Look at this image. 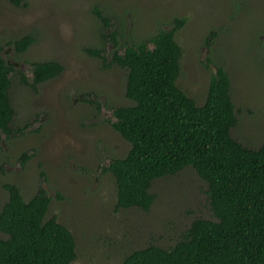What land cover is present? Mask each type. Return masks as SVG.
<instances>
[{
    "label": "rangeland",
    "instance_id": "374dc122",
    "mask_svg": "<svg viewBox=\"0 0 264 264\" xmlns=\"http://www.w3.org/2000/svg\"><path fill=\"white\" fill-rule=\"evenodd\" d=\"M0 0L2 56L31 76L28 62L57 60L64 69L36 91L14 82L10 97L14 137L0 136V210L5 183L29 198L38 186L52 197L45 218L56 216L72 232L77 257L71 264H120L127 253L149 244L169 247L195 217H212L206 183L188 167L157 178L149 210H115V183L101 167L130 145L104 121L105 107L129 105L125 70L89 55L108 52L115 30L121 45L155 34L173 17L185 23L175 34L182 47L176 84L201 105L211 74L223 66L237 113L231 135L257 148L264 140V0ZM108 17L105 27L94 13ZM31 33L34 42L16 53L8 41ZM107 37V39H105ZM23 152L33 155L24 165ZM59 194L58 197L56 194Z\"/></svg>",
    "mask_w": 264,
    "mask_h": 264
},
{
    "label": "trees",
    "instance_id": "16d2710c",
    "mask_svg": "<svg viewBox=\"0 0 264 264\" xmlns=\"http://www.w3.org/2000/svg\"><path fill=\"white\" fill-rule=\"evenodd\" d=\"M94 13L112 27L97 8ZM184 23V17H173L155 34L129 38L123 45L112 30L108 52L85 48L104 67L116 65L126 73L124 95L131 104L107 106L96 97L87 99L97 109L109 110L104 121L130 145L124 156L101 167L114 179L115 210H149L155 198L152 182L190 167L206 183L212 215L195 217L173 245L135 249L120 264H264V140L250 148L232 137L238 117L223 66L211 74L201 105L176 84L183 51L175 34ZM33 42L28 33L7 44L20 54ZM1 49L0 136L8 139L21 131L11 126L13 83L36 91L64 67L57 60L31 61L28 77L6 61ZM32 155L23 152L21 165ZM3 186L8 198L0 210V264H71L77 257L75 238L56 216L45 218L52 199L46 189L40 185L25 198L17 185Z\"/></svg>",
    "mask_w": 264,
    "mask_h": 264
}]
</instances>
